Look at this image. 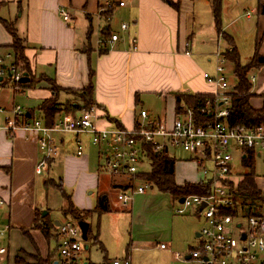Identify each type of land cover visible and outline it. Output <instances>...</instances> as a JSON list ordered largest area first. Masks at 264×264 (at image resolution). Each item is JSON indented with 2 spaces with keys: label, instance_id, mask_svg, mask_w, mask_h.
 <instances>
[{
  "label": "crops",
  "instance_id": "crops-1",
  "mask_svg": "<svg viewBox=\"0 0 264 264\" xmlns=\"http://www.w3.org/2000/svg\"><path fill=\"white\" fill-rule=\"evenodd\" d=\"M171 1L178 3V9L162 0H0V55L10 52L12 37L3 23L7 21L23 40V55L29 67V72L22 67L28 75V82L22 83L19 89L14 91L11 88L13 82L7 77L0 84V107L5 109L4 113H0V197L3 199V204L0 205V227L8 225L6 237L15 244L13 249L6 239L8 257L5 264H9L10 260L18 264L16 257H22L29 264L34 263V259H28V254H35V247L42 258L52 254L53 261L56 257V240L52 252L49 250L50 241L44 238L39 229L31 227L35 213L41 212L37 206L40 199L35 184L36 177L45 173L34 172L35 165L42 158L38 151V138L41 133L17 130L9 134L2 128L4 115L9 113L11 107L18 105L15 104L17 96H23L25 93L24 97L29 101L26 108L22 107L25 120L32 122L36 119L45 126H52L58 120H68L80 113L81 102L68 90H80L92 78V100L97 109L96 127L116 126L131 129L140 120L154 123L158 119H165L167 122L166 115H170L171 123L173 119L179 117L181 113H177L175 109L176 93H216V86L207 82L203 74L215 75V66L212 68L209 63L215 51H219L216 48L219 37L225 38L229 44L233 42V35L223 29L225 27L232 30L231 26L236 18L222 26L220 14L217 21L213 16L212 0ZM220 1L221 10L222 0ZM119 2H123V5L120 6ZM259 2L264 0H257L255 9L252 8L255 11L252 55L256 50L258 54L264 56V14L258 12ZM106 3L112 4L108 10L105 8ZM60 7L69 12L70 21L61 18L58 13ZM105 16H109L108 23ZM250 16L251 13L247 12L246 18ZM115 20L120 22L118 26L116 23V31ZM203 20L206 26L201 24ZM94 23L96 39L93 45L91 35ZM121 23L127 24L126 30L120 28ZM106 28L118 34V39L109 41V34L103 33ZM248 31L250 27H243V32ZM205 33L208 37L196 44L193 38L197 34ZM131 38L136 40L134 45ZM230 46L227 49H230ZM19 64L22 66L20 62ZM251 70H256L252 78L248 75L252 84L251 92L262 96L264 66ZM232 86L228 89L231 90ZM251 99L249 103L253 108H261L263 98ZM256 100H260L259 106L252 105ZM51 101L60 105L56 106L52 121H49L40 106L47 107ZM35 110L38 114H35ZM140 110L146 111L145 118L140 116ZM54 134L56 135L53 136ZM52 136L56 153L48 160L46 174L52 166L61 167L62 177L59 184L54 185L58 187L63 197L64 194L69 195L76 208L90 210L96 206L97 197L105 194L109 210L102 214L111 211L131 212L133 197L144 194L145 191L134 193L129 204L123 207L117 198L118 192L115 197L113 189H124L126 182L104 170L101 155L95 145L97 164L90 162L92 148L86 145L91 143L87 133L57 132L52 133ZM77 139L80 140L82 148L80 155L76 154ZM163 153L167 154L166 151ZM240 155L242 165L247 154L240 152ZM261 155L264 156L258 150L253 152V157ZM243 168L242 173L235 169L233 171L242 178V174L247 170L244 166ZM138 172L137 177L143 181L140 175L147 172ZM253 174L255 184L260 189L258 175L255 172ZM48 179H41L45 187L49 185ZM203 179L202 174V179L199 180L184 179L176 182L174 179V181L182 185ZM87 195H92L93 199ZM179 199L172 197V200L181 203ZM43 212L45 214L42 216L40 213L41 217L47 215L45 211ZM193 212L196 218L201 219L196 209H193ZM56 221L59 220H54V225ZM24 230H29L34 245L24 234ZM198 231H195L196 244ZM37 232L41 238L43 237V242L46 241L44 252L33 239ZM162 243H165L166 247H158L159 252L166 255L170 251L171 242ZM98 244L103 253L102 261L98 264H109L107 251L100 241ZM87 249L82 252L83 264H92L84 255ZM170 253L172 260L176 259L175 253L181 254ZM123 257L130 258L127 252L120 258Z\"/></svg>",
  "mask_w": 264,
  "mask_h": 264
},
{
  "label": "built area",
  "instance_id": "built-area-1",
  "mask_svg": "<svg viewBox=\"0 0 264 264\" xmlns=\"http://www.w3.org/2000/svg\"><path fill=\"white\" fill-rule=\"evenodd\" d=\"M119 5L122 6L123 2H119ZM111 7L112 4L106 3V10ZM58 13L64 21L71 20L64 7H60ZM120 28L126 30L127 24L121 23ZM117 39L118 34H110L109 41ZM135 42V38H131L132 45ZM214 57L215 75L204 73L203 77L216 86V95L218 91L224 93L229 86L225 76L226 57L219 51H215ZM24 76L28 75L13 60L10 52L0 55V84L5 77L10 78L13 82L11 88L15 91L22 85L19 79ZM215 102L213 108H208L211 120L203 124H196L192 118L186 120L177 117L170 124L165 119H158L154 123L140 120L131 129L116 126L97 128L95 105L80 110L71 119L58 120L52 126H45L36 119L28 122L23 108L14 105L4 115L2 128L9 134L17 130L41 133L38 146L42 158L35 165L36 174L48 171V160L56 153L52 133H87L91 143L98 147L104 170L111 176L128 177L129 183L125 184L124 189H119L117 194L123 207L129 204L134 193H143L150 186L149 181L143 180V185L134 187L135 179L139 178L138 165L148 161L146 146H151L156 153L166 151L169 154V150L178 148L189 153L201 167L208 190L202 195L183 196V201L179 203L181 207L175 211L182 213L185 208L196 209L203 225L198 231L197 244L189 248L183 257L179 253H175L174 257L188 258L186 261L192 264H264V205H259L255 211L248 204L241 207V200L235 195L241 176L232 168L234 149H238L241 154L257 150L264 154V124L230 125L227 122L228 95L224 93L219 99L216 97ZM4 111L0 107V113ZM139 114L143 118L147 116L145 110H140ZM81 153L80 140L77 139L76 154ZM206 161L210 162V169L204 167ZM2 204L3 199L0 197ZM68 217L56 226V257L53 261L56 264H83L85 241L78 220ZM7 230L8 225L0 227V264H5L8 257V245L5 243ZM158 247L165 248L166 244L161 242ZM109 264H131V261L129 257L114 258Z\"/></svg>",
  "mask_w": 264,
  "mask_h": 264
},
{
  "label": "rangeland",
  "instance_id": "rangeland-1",
  "mask_svg": "<svg viewBox=\"0 0 264 264\" xmlns=\"http://www.w3.org/2000/svg\"><path fill=\"white\" fill-rule=\"evenodd\" d=\"M257 0H222L221 10H220V20L222 26L227 24L233 18H236L235 23L231 26L232 30L226 29V33L233 35V42L229 44L225 38L219 37V43L216 45V48L220 52H224L229 45L236 47V50L239 54V61L241 65L247 64L251 55H252V44L254 39V23H255V9ZM254 5H251V3ZM250 12V18H246V13ZM115 31L116 23L119 25L117 20H115ZM203 26H206L205 21L203 20ZM92 39L91 43L94 45L96 39V27L95 23L93 24ZM243 27L249 28L250 31L243 32ZM118 30V29H117ZM207 34H197L194 37V42L197 44L201 40L206 39ZM21 39V38H19ZM20 45H24L23 40H20ZM231 47V46H230ZM213 56V54H212ZM209 57V56H208ZM209 66L214 68L216 64V59L213 56ZM225 76L227 78L228 86L234 84L233 76V65L230 62L225 64ZM208 69V68H205ZM212 71V70H211ZM211 71H208L211 72ZM213 72V71H212ZM210 75L212 73H209ZM253 74H256V70H250L249 76L252 78ZM248 76V77H249ZM249 78V80H251ZM230 88L224 91L228 93ZM223 91H218L217 99L224 94ZM25 96H17L15 99V104L20 105L21 107H27L29 101ZM262 99L263 96L256 95V93L250 97V99ZM251 99V100H252ZM260 100H256L252 105L259 106ZM58 105V104H57ZM84 105V104H82ZM36 106V105H35ZM160 107V106H159ZM180 107L181 119L189 120L192 118V113L188 107L181 102ZM35 114H38L35 110ZM172 116L166 115L167 123ZM1 118V116H0ZM54 134L53 136H55ZM89 143V142H88ZM89 145L92 149L90 150V162L97 164L96 150L95 146L91 143ZM41 155V151L38 150ZM169 156L175 159V173L174 179L176 182H181L184 179L189 180H199L202 179L201 167L192 161V157L189 153L182 151L181 149H171L169 150ZM240 151L235 149L233 151V162L232 168L242 173L244 171L243 166L240 161ZM49 167V164H48ZM204 167L206 169L211 168L209 161L205 162ZM140 172H149L150 164L147 160L141 162L138 165ZM254 172L258 175L259 186L264 195V156L254 157ZM62 177L61 167L52 166L49 169V172L42 174L36 177V192L39 196V205L38 208L46 212L45 215L50 220H59L63 221L69 219L68 215L65 214V199L54 184H59V181ZM124 182L129 183L127 176H119ZM42 178L48 179L49 185L44 186L41 181ZM54 182V183H53ZM52 183V184H51ZM138 185H143V182L140 178L135 179L134 187ZM152 185V183H151ZM113 193L116 197L118 189H113ZM94 196V193H93ZM92 195H87V197L93 199ZM95 204V203H94ZM132 210L131 212H118L111 211L99 215H93L90 218H87L86 221L90 224L91 234L88 236L85 244L88 245V249L85 250L84 255L87 259L92 262V264H98L102 261L103 253L98 243H94L93 237H97L100 243L102 244L105 251H107V256L109 259L114 257L120 258L124 256L127 252L131 258V264H192V262L186 261L183 258H178L175 260L171 259L170 252H180L183 255L186 253L189 248L196 244L195 231H198L203 225V220L196 218L194 215L193 209H185L183 214H178L175 212L177 207H181L178 202L172 200V196L167 192L160 191L156 186L152 185L145 189V193L141 195H135L132 200ZM260 204L253 205V211L257 210ZM65 206V207H64ZM264 210V206L262 207ZM2 212V211H1ZM2 215V213H1ZM244 223V221L242 220ZM44 236V235H43ZM46 240L48 237L44 236ZM9 246L14 249V242H11L6 237ZM35 243L40 246L42 252L46 249V241L43 242V237L41 238L38 234H34L33 237ZM49 250L54 252L55 241L53 239L48 240ZM171 242V248L169 253L166 255H161L159 252L160 249L156 244L159 242ZM38 252V249H35V252ZM30 257H28L29 259ZM9 264H14L10 260Z\"/></svg>",
  "mask_w": 264,
  "mask_h": 264
},
{
  "label": "trees",
  "instance_id": "trees-1",
  "mask_svg": "<svg viewBox=\"0 0 264 264\" xmlns=\"http://www.w3.org/2000/svg\"><path fill=\"white\" fill-rule=\"evenodd\" d=\"M174 9H178V3L171 0H162ZM220 0H212L213 4V16L216 21L220 14ZM258 12L264 14V2L258 3ZM106 18L109 16H105ZM107 23L109 20L106 21ZM6 30L12 37V42L9 45L10 53L12 54L13 60L17 63H21L22 67L29 72V67L26 59L23 55V46L20 45V40L14 27L7 21H3ZM108 27V26H106ZM103 33H108L109 36L112 31L107 28ZM227 61L233 65V76L235 79V84L232 89L225 93L229 97L228 109L229 113L227 116V122L230 125L244 124L247 126L264 124V95L262 106L259 109L253 108L249 99L254 93L251 92L252 84L249 80V71L253 68L264 66V56L255 52L250 58L249 62L245 65H241L239 61V54L234 46L231 45L230 49H226L223 52ZM92 76V75H90ZM55 89V86H52ZM73 95H75L76 100L81 102V110L94 105L92 100L93 93V80L90 79L89 83L80 90H68ZM216 95L211 93H176V112L181 113L180 107L181 102L188 107L192 113V119L196 124H203L211 120L208 108H213L216 105ZM60 103H55L51 101L49 106L41 105L40 108L45 112L46 117L49 121H52L53 113L55 112L56 106ZM77 104V103H76ZM53 105V106H52ZM71 106V105H70ZM76 107V105L74 106ZM77 108V107H76ZM147 150V158L150 163V171L141 174V178L148 180L152 185L156 186L160 191L169 193L174 198H181L188 195H202L208 190V183L203 180L194 183H184L178 185L174 181V165L175 159L170 157L168 154L163 152H155L152 150L151 146L145 147ZM247 152L246 158L242 161V165L247 169L243 174L242 178L238 182L236 196L241 200V207L243 208L246 204L253 206L254 204H264V195L261 190L256 186L254 181L253 172V152ZM61 186V185H60ZM66 201L65 214L76 220H86L93 215L102 214V212L108 211L107 198L105 194H101L97 197L96 206L90 210L78 209L74 206L69 198V195L64 194ZM32 228L39 229L41 233L48 237V240L57 239L56 226L54 222L48 220L47 217H41L40 213H35L34 219L31 224ZM90 224L87 231V237L91 234ZM24 234L33 244V240L29 234V230H24ZM94 243H98V238L93 237ZM34 245V244H33ZM35 247V246H34ZM36 249V247H35ZM48 255L42 258L40 254L36 251L35 254H28V257L34 259L32 264H51V256ZM16 263L18 264H29L23 260L22 257H16Z\"/></svg>",
  "mask_w": 264,
  "mask_h": 264
},
{
  "label": "water",
  "instance_id": "water-1",
  "mask_svg": "<svg viewBox=\"0 0 264 264\" xmlns=\"http://www.w3.org/2000/svg\"><path fill=\"white\" fill-rule=\"evenodd\" d=\"M19 81L21 83H25V82H28V78L26 76L22 77L19 79ZM183 201V197L179 199V202H182ZM45 213H41V215L43 216ZM80 229H81V234H82V239L83 240H87V231H88V228H89V223L86 221V220H78L77 221ZM59 224V221H56L55 222V225H58ZM242 238H244V235L241 236ZM88 248V245L87 244H84V249H87ZM53 264H56V261H53Z\"/></svg>",
  "mask_w": 264,
  "mask_h": 264
}]
</instances>
